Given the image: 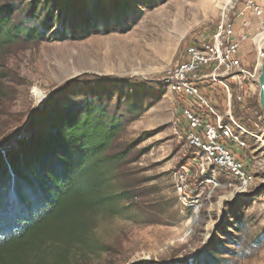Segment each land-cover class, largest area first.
Segmentation results:
<instances>
[{
  "label": "rangeland",
  "instance_id": "374dc122",
  "mask_svg": "<svg viewBox=\"0 0 264 264\" xmlns=\"http://www.w3.org/2000/svg\"><path fill=\"white\" fill-rule=\"evenodd\" d=\"M252 2L260 17L244 0H0L14 10L12 22L26 17L36 28L34 40L12 47L0 62V146L55 101L102 105L121 122L111 148L124 156L112 180L116 213L98 217L93 235L103 249L87 264H264V211L255 200L264 191L260 67L242 101L231 96L227 103L221 87L205 84L224 121L253 134L236 155L254 180L242 192L236 180L217 173L220 186L209 197L200 189L196 214L174 187V172L192 164L195 150L181 132L177 96L166 82L192 38L211 36L224 16L233 20L236 38L247 36L239 57L253 68L264 0ZM243 11L246 27L237 18Z\"/></svg>",
  "mask_w": 264,
  "mask_h": 264
},
{
  "label": "trees",
  "instance_id": "16d2710c",
  "mask_svg": "<svg viewBox=\"0 0 264 264\" xmlns=\"http://www.w3.org/2000/svg\"><path fill=\"white\" fill-rule=\"evenodd\" d=\"M13 12L0 4V62L34 40L30 19L12 22ZM120 124L102 105L55 101L0 146V264H87L103 249L93 234L99 216L116 213L112 180L124 156L111 148Z\"/></svg>",
  "mask_w": 264,
  "mask_h": 264
},
{
  "label": "built area",
  "instance_id": "2783aa9c",
  "mask_svg": "<svg viewBox=\"0 0 264 264\" xmlns=\"http://www.w3.org/2000/svg\"><path fill=\"white\" fill-rule=\"evenodd\" d=\"M244 3L252 14L262 15V10L252 0H244ZM237 18L241 27L247 26L245 11ZM258 26L255 41L259 36L262 38L260 45L257 44L253 68L244 67L239 57L240 42L247 36L243 34L236 38L233 20L224 16L211 36L192 38L185 58L167 71V87L177 96L179 127L195 150L192 164H184L174 172V187L179 201L193 207L194 214L201 202L200 189H207L206 197H209L220 186L217 173L223 172L236 180L242 192H246L254 180L244 160L236 155L237 150L247 147L244 136L253 134L232 119L224 121L223 115L204 93V87L205 84L210 89L221 87L227 103L231 96L242 101L245 87L256 78V71L264 59V18ZM255 200L264 211V191Z\"/></svg>",
  "mask_w": 264,
  "mask_h": 264
},
{
  "label": "water",
  "instance_id": "95a60500",
  "mask_svg": "<svg viewBox=\"0 0 264 264\" xmlns=\"http://www.w3.org/2000/svg\"><path fill=\"white\" fill-rule=\"evenodd\" d=\"M258 86H259V105L261 108L262 118L264 120V59L261 61L260 64V71L258 75Z\"/></svg>",
  "mask_w": 264,
  "mask_h": 264
},
{
  "label": "bare ground",
  "instance_id": "6f19581e",
  "mask_svg": "<svg viewBox=\"0 0 264 264\" xmlns=\"http://www.w3.org/2000/svg\"><path fill=\"white\" fill-rule=\"evenodd\" d=\"M261 38H262L261 36H260V38H257V40H258V41H257V44H258V45H260V43H261Z\"/></svg>",
  "mask_w": 264,
  "mask_h": 264
}]
</instances>
